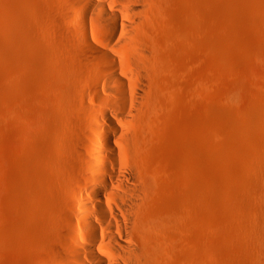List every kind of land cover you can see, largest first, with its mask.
<instances>
[{"label":"rangeland","instance_id":"rangeland-1","mask_svg":"<svg viewBox=\"0 0 264 264\" xmlns=\"http://www.w3.org/2000/svg\"><path fill=\"white\" fill-rule=\"evenodd\" d=\"M151 2L140 222L157 227L155 264H264V0ZM75 4L0 0V264H65L54 162L68 160L53 140L70 82L90 75L72 52Z\"/></svg>","mask_w":264,"mask_h":264},{"label":"bare ground","instance_id":"bare-ground-1","mask_svg":"<svg viewBox=\"0 0 264 264\" xmlns=\"http://www.w3.org/2000/svg\"><path fill=\"white\" fill-rule=\"evenodd\" d=\"M73 1L81 8L70 30L79 51L68 52L85 61L90 75L71 81L78 95L58 104L59 121L69 132L61 129L53 140L55 153L68 160L60 167L54 162L64 173L56 198L67 230L57 233V243L65 264H155L151 232L157 227L140 222L149 196L140 156L154 112L156 49L144 37L153 2ZM89 10L100 36L85 24Z\"/></svg>","mask_w":264,"mask_h":264}]
</instances>
